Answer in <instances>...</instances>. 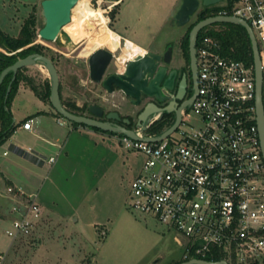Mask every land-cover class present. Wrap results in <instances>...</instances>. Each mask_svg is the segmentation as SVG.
<instances>
[{"label": "built area", "instance_id": "1", "mask_svg": "<svg viewBox=\"0 0 264 264\" xmlns=\"http://www.w3.org/2000/svg\"><path fill=\"white\" fill-rule=\"evenodd\" d=\"M218 13L229 14L227 10ZM232 14L252 25L264 66V0H237ZM148 52L146 49L144 54ZM196 55L198 93L182 108L178 127L161 140L146 139L160 135L176 119L175 115L162 132H152L151 127L166 113L160 110L132 128L137 138L119 134L127 150L145 156L131 181L128 203L175 230V240L184 246L183 260L261 264L264 156L257 123L254 63L223 54L220 42L210 34L198 36ZM188 106L196 115L194 124L185 121ZM22 126L33 129L34 119L28 118ZM8 153L4 150L0 157ZM55 160V156L48 159L50 163ZM6 195L12 199L13 215L7 234L14 240L31 235L42 217L37 194L9 185ZM6 258L7 253L0 250V264Z\"/></svg>", "mask_w": 264, "mask_h": 264}, {"label": "rangeland", "instance_id": "2", "mask_svg": "<svg viewBox=\"0 0 264 264\" xmlns=\"http://www.w3.org/2000/svg\"><path fill=\"white\" fill-rule=\"evenodd\" d=\"M85 1L90 2L94 7L105 9L104 13L109 17V25L113 29L131 34L124 31L122 27L123 23L130 24L133 28V33L130 35L132 38L150 46L152 50L160 51L167 44H174L177 51L182 37L188 31L189 25L196 20L197 14L192 16L188 24L179 25L176 20L177 12L174 13L175 9L169 11L171 0H124L121 5L119 2L122 0ZM120 10L125 12L118 21L115 18ZM75 16L79 18V13L76 12ZM28 18L34 19L35 22L34 27L37 32L35 43L43 44L45 47L43 50L55 59L65 101L75 102L79 107L78 111L86 115H89L88 107L95 103L102 105L106 110L122 112L128 110L130 102L122 92L118 90V92L109 93L101 83L91 80L89 56L79 55L86 46L89 35L83 36L76 42H66L65 45H60L58 41L44 40L38 34L43 26L41 0H0V27L4 31L10 30L9 26L12 25V32L19 33L21 26ZM75 21L77 22V19ZM96 30L95 26L89 28L90 32ZM100 47L107 48L105 45ZM124 47L125 40L122 41L119 49L113 50L116 56L108 67L107 73L124 69V66L117 63V56L125 51L129 54L128 50L123 49ZM23 71L31 75L40 88L46 80L50 81L52 86L51 75L42 61L26 66ZM22 96L23 94L18 99L22 112L33 108L35 96H32L34 98ZM187 110L189 113L185 121L196 123V115L190 106ZM59 115L67 123H73ZM21 117L20 115L19 118ZM174 117L170 118L166 127L174 121ZM67 123L63 125L66 126ZM26 137L23 132L17 135V139L21 141H27ZM136 160L139 162L141 157H137ZM129 192L130 187L127 198ZM127 200L124 209L113 220L108 230L102 227L97 230V235L94 231H89L91 238L96 241L89 240L90 235L82 234L80 225L74 227L70 223L44 217L39 220L31 235L14 240L6 232L11 222H3L10 218V203L0 192V223L3 222L0 225V250L7 253L4 264H151L153 262L156 264L173 262L174 264L182 261L184 246L175 240V230L154 215L132 209Z\"/></svg>", "mask_w": 264, "mask_h": 264}, {"label": "crops", "instance_id": "3", "mask_svg": "<svg viewBox=\"0 0 264 264\" xmlns=\"http://www.w3.org/2000/svg\"><path fill=\"white\" fill-rule=\"evenodd\" d=\"M123 2H119V5ZM170 2L169 11L175 9L176 13L183 0ZM124 12L120 10L115 19L119 21ZM9 27L10 30L5 31L15 35L12 25ZM122 27L124 31L133 33L130 24L123 23ZM114 30L121 35L122 41L123 38L131 39L148 50L161 52L138 42L131 34ZM118 58L117 63L122 66L128 60V54L123 53L121 64ZM22 94L27 98L35 96L34 107L23 112L18 104ZM11 111L16 128L0 145V152L9 151L8 155L0 157V192L8 199L10 206L12 199L6 195V189L9 185L18 186L28 193L37 194L42 205V217L46 219L70 223L74 227L80 225L82 234L90 235L89 231H94L97 235V230L102 227L108 230L124 209L131 181L140 171L145 156L127 150L117 134L67 123L51 102L39 97L23 82L12 99ZM28 118L34 119L33 129L22 126ZM66 123V126L63 125ZM21 132L27 136V141L17 139ZM51 156L56 157L53 163L48 161ZM137 157H141L139 162ZM10 206V218L3 222H10L13 216ZM88 239L96 241L91 235Z\"/></svg>", "mask_w": 264, "mask_h": 264}, {"label": "water", "instance_id": "4", "mask_svg": "<svg viewBox=\"0 0 264 264\" xmlns=\"http://www.w3.org/2000/svg\"><path fill=\"white\" fill-rule=\"evenodd\" d=\"M78 1L79 0H42L41 15L43 18V26L39 29V36L44 40L56 41L62 28L71 21L72 9ZM220 2H222V0H183L181 7L176 14L177 23L179 25H186L191 21L192 16L198 13L200 8L215 5ZM218 22L242 24L246 27L249 34L256 77L257 123L264 156V66L259 42L254 29L248 20L239 15L217 13L202 18L194 23L189 31V56L192 68L194 70L198 69L196 44L200 30L208 25ZM172 52V45H169L165 53L150 51L147 54L138 55L127 61L124 70L107 73L108 67L111 65L116 55L110 49L100 47L89 55V75L91 80L96 83H101L109 93H114L119 90L126 96L131 97L136 104L142 102V94L164 102L169 99V95L164 91L172 90L175 87V78H173L172 73L169 72L166 65L171 60ZM38 61H42L45 64L51 75V103L59 114L79 124L95 126L104 131L122 132L133 138L138 137L132 128L123 125H116L107 120L95 117L104 114L105 109L100 104L95 103L89 106V110L94 116L75 113L68 109L61 100V81L57 66L53 59L47 54L33 52L26 56H19L14 63L8 65L2 70L0 74V85L10 71H13L14 74H16L19 69L35 64ZM182 89V84H180L178 86L177 94L174 95L173 99L169 100L164 107L159 106L155 101L150 102L145 106L144 110L139 115L137 121L138 125H142L152 113L160 110H164L168 113L174 111L176 115L174 123L168 129L158 136H146V139L153 141L161 140L178 127L182 121V108L187 104L192 103L194 100V96L184 100ZM180 100L184 101L180 102ZM108 117L120 119V113L116 110H112L108 113ZM125 120L129 121L128 118ZM176 264H228V262L226 260L212 261L202 258H191Z\"/></svg>", "mask_w": 264, "mask_h": 264}, {"label": "trees", "instance_id": "5", "mask_svg": "<svg viewBox=\"0 0 264 264\" xmlns=\"http://www.w3.org/2000/svg\"><path fill=\"white\" fill-rule=\"evenodd\" d=\"M222 1L223 2H220L215 5L204 6L200 8L197 13V18L193 22V24L202 18H205L209 15L217 14L219 11L222 10H227L229 14H232L233 8L237 0ZM34 25V19L28 18L21 26V29L17 35L9 34L0 27V74L5 67L14 63L19 56H26L32 52H41L47 54L43 50L45 48L43 44L35 43L37 32L35 30ZM203 34H210L212 35V37L218 39L221 44L223 54L234 57L236 59L244 60L248 63H253V51L251 40L246 27L242 24L231 22L214 23L213 26H207L200 30L198 35L199 38ZM182 46L189 53V31L186 33L182 40ZM50 57L55 63L54 57L52 55ZM24 68L25 67L19 69L16 74H14L13 71H10L5 77L3 83L0 85V145H2L8 139V137L14 132L16 128L14 116L11 111V102L21 82L26 83L30 88L35 91V93L39 97L45 100H49L51 102L50 81H44L42 83L43 86L40 88V85L38 86V84L35 82L34 78L31 75L24 73ZM60 94L63 104L68 109L75 113L83 114V112L78 111L79 107L76 105L75 102L65 101L63 99L61 92V84ZM169 120V113L166 112L163 117L151 127V131L156 133L162 132L166 128V125L168 124ZM73 123L75 125L87 126L85 124H79L77 122ZM88 127L110 134H121V132L104 131L95 126ZM261 264H264V262Z\"/></svg>", "mask_w": 264, "mask_h": 264}, {"label": "bare ground", "instance_id": "6", "mask_svg": "<svg viewBox=\"0 0 264 264\" xmlns=\"http://www.w3.org/2000/svg\"><path fill=\"white\" fill-rule=\"evenodd\" d=\"M76 12L79 13V18H76ZM104 12L102 7H94L90 2L79 0L72 9L73 16L71 21L62 28L56 41H58L60 45H65L66 42H76L83 36L89 35L90 38L86 46L79 54L81 56H89L101 45H105L111 51L119 49L122 44L121 35L109 25V17ZM76 19L77 22L75 21ZM94 26L97 27V30L95 32H90L89 28ZM124 40V49L129 51L127 61L146 53V48L142 47L137 42L127 38ZM122 61L123 54L118 58L120 64L123 63ZM122 66H124L125 69L126 63Z\"/></svg>", "mask_w": 264, "mask_h": 264}, {"label": "flooded vegetation", "instance_id": "7", "mask_svg": "<svg viewBox=\"0 0 264 264\" xmlns=\"http://www.w3.org/2000/svg\"><path fill=\"white\" fill-rule=\"evenodd\" d=\"M196 18H197V14H196ZM193 22L189 25L188 31H190V29L194 25ZM183 38L184 37H182V40ZM182 40L180 41V47L178 48L177 51L175 50L174 44H167L165 49L161 51V53H165L169 45L173 46L171 60L166 65L168 67L169 72L172 73L173 78H175V87L172 90L164 91L167 95H169V99L167 101L161 102V101H158L154 97H150V96L142 94L141 96L142 102L140 104H136L131 97L126 96L124 93H122L129 99L130 106L126 112L116 110L120 113V119L109 118L108 113L112 110H106L105 108H104L105 109L104 114L102 116H95V117L102 119V120H107L116 125H123L129 128H133L137 124L139 115L141 114V112L144 110L145 106L148 103L155 101L158 103L159 106L164 107L168 103V101L173 99L174 95L177 94L178 86L180 84H182V88H183L182 95H184V100H187L192 96H194V99H195L198 93V89H199L198 69L194 70L192 68L189 53L182 46ZM150 51L151 50H149V52ZM184 100H180V102ZM88 110H89V107H88ZM89 115L94 116L90 112V110H89ZM172 116H175L174 111L169 113V117H172ZM126 118H128L129 121H126L125 120Z\"/></svg>", "mask_w": 264, "mask_h": 264}]
</instances>
